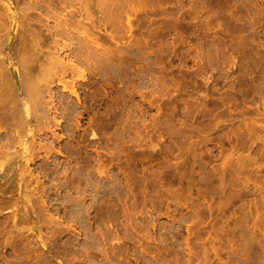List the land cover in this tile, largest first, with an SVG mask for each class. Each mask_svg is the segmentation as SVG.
<instances>
[{"label":"rangeland","instance_id":"1","mask_svg":"<svg viewBox=\"0 0 264 264\" xmlns=\"http://www.w3.org/2000/svg\"><path fill=\"white\" fill-rule=\"evenodd\" d=\"M0 264H264V0H0Z\"/></svg>","mask_w":264,"mask_h":264}]
</instances>
